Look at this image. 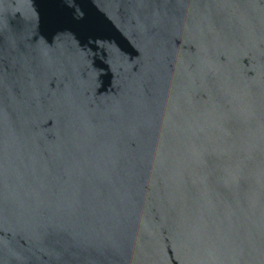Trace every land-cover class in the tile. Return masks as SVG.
Segmentation results:
<instances>
[{"label": "water", "instance_id": "water-1", "mask_svg": "<svg viewBox=\"0 0 264 264\" xmlns=\"http://www.w3.org/2000/svg\"><path fill=\"white\" fill-rule=\"evenodd\" d=\"M0 264H264V0H0Z\"/></svg>", "mask_w": 264, "mask_h": 264}]
</instances>
